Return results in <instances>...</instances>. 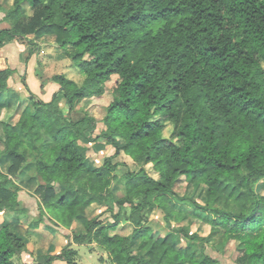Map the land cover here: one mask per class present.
I'll list each match as a JSON object with an SVG mask.
<instances>
[{"label":"clouds","instance_id":"obj_1","mask_svg":"<svg viewBox=\"0 0 264 264\" xmlns=\"http://www.w3.org/2000/svg\"><path fill=\"white\" fill-rule=\"evenodd\" d=\"M42 12L31 0H0V244L13 249L9 264H69L73 249L72 264H168L165 238L212 264H249L240 230L264 227V175L242 171L240 201L193 194L179 165L148 147L155 138L129 143L125 125L104 119L120 77L93 79L62 37L38 36ZM150 119L162 117L153 108ZM66 145L62 155L79 166L55 160ZM241 202L256 214H235Z\"/></svg>","mask_w":264,"mask_h":264},{"label":"trees","instance_id":"obj_2","mask_svg":"<svg viewBox=\"0 0 264 264\" xmlns=\"http://www.w3.org/2000/svg\"><path fill=\"white\" fill-rule=\"evenodd\" d=\"M31 6H42L47 21L38 36L62 37L93 79L120 77L119 98L104 119L125 125L129 143L155 138L148 147L170 156L179 165L174 171L202 188L204 198L235 194L240 201L242 171L264 175V0H31ZM87 52L95 59L81 62ZM153 108L161 120L150 119ZM169 121L172 133L163 136ZM68 147L55 160L79 166L62 155ZM235 214L249 219L256 209L241 202ZM240 234L249 264H264V227ZM169 247L168 264H212L191 245L176 249L165 238L161 250ZM12 252L0 244V264H9ZM76 254L67 252L69 264Z\"/></svg>","mask_w":264,"mask_h":264},{"label":"rangeland","instance_id":"obj_3","mask_svg":"<svg viewBox=\"0 0 264 264\" xmlns=\"http://www.w3.org/2000/svg\"><path fill=\"white\" fill-rule=\"evenodd\" d=\"M57 74H59V73H57ZM56 74V75H57ZM8 106L10 107L11 105L10 104H8ZM190 191L193 193V194H196V193H199L201 196H203L204 195V191L202 190V188H198V189H196V188H194L193 186H190ZM103 258L101 257V260H102Z\"/></svg>","mask_w":264,"mask_h":264},{"label":"snow or ice","instance_id":"obj_4","mask_svg":"<svg viewBox=\"0 0 264 264\" xmlns=\"http://www.w3.org/2000/svg\"><path fill=\"white\" fill-rule=\"evenodd\" d=\"M258 211L261 213V218H264V208L258 209Z\"/></svg>","mask_w":264,"mask_h":264}]
</instances>
